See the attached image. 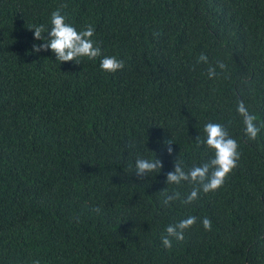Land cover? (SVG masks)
Here are the masks:
<instances>
[{
  "label": "trees",
  "instance_id": "16d2710c",
  "mask_svg": "<svg viewBox=\"0 0 264 264\" xmlns=\"http://www.w3.org/2000/svg\"><path fill=\"white\" fill-rule=\"evenodd\" d=\"M60 5L78 31L95 28L101 57L32 51L43 41L29 28L47 35ZM103 56L124 68L102 71ZM218 61L227 69L209 79ZM209 122L237 141L236 168L195 203L164 206L191 191L166 184L174 161L187 170L212 157L195 141ZM261 125L264 0H0V264H264ZM168 139L171 155L157 143ZM137 158L163 168L140 178ZM188 216L197 223L164 248L166 228Z\"/></svg>",
  "mask_w": 264,
  "mask_h": 264
},
{
  "label": "clouds",
  "instance_id": "9594fccd",
  "mask_svg": "<svg viewBox=\"0 0 264 264\" xmlns=\"http://www.w3.org/2000/svg\"><path fill=\"white\" fill-rule=\"evenodd\" d=\"M65 7L66 5H60L56 11L51 13V28L47 30V35H44L46 29L43 24L29 28L33 30L35 40L43 41L41 44H33L32 51L39 53L42 50L51 49L55 60L60 63L75 61L79 64L82 58L95 61L102 56L101 48L93 40L95 28L92 25H87L83 30L78 31L66 22V17L61 11ZM197 63L207 64L208 56L202 52L197 57ZM99 66L104 72L115 73L123 69L125 65L123 60H119L115 56H103ZM216 68L223 72L227 69V65L218 61L216 67H209L207 71L209 79L218 75ZM237 112L243 118L245 136L249 140H256L260 132V127L255 123L256 117L248 112L242 101L238 104ZM203 133V138L200 135L195 138L196 144L198 147L205 145L213 153L212 157L187 170L178 158L174 161V171L167 174L166 184L180 185L182 182H187L191 191L183 199L179 192L166 194L162 201L164 206H169L176 200H180L185 205L195 203L200 198L201 192L207 194L219 190L236 168L240 158L239 145L235 139L230 137L227 129L220 123L209 122L205 124ZM157 143H162L169 155L173 153V148L169 146L174 143L171 139L163 142L157 141ZM162 168L163 163L157 158H137L135 161V173L140 178L146 177L152 172L160 173ZM95 211L99 212L100 209L96 208ZM196 223L197 217L188 216L177 223L170 224L166 228V235L161 237L164 248L171 250L172 238L176 241H183L186 230L191 229ZM202 225L205 231L212 230L211 221L207 217L202 219ZM34 264H39V261H35Z\"/></svg>",
  "mask_w": 264,
  "mask_h": 264
}]
</instances>
